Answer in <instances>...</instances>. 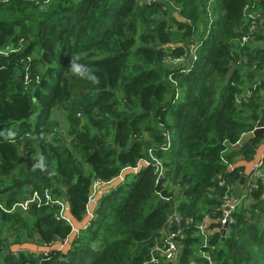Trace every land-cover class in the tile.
<instances>
[{
  "label": "trees",
  "instance_id": "obj_1",
  "mask_svg": "<svg viewBox=\"0 0 264 264\" xmlns=\"http://www.w3.org/2000/svg\"><path fill=\"white\" fill-rule=\"evenodd\" d=\"M246 7L262 15L251 32ZM263 17L264 0H0V264H144L162 230L176 233L179 264H207L196 225L219 228L242 171L228 165L252 159L262 138L231 150L263 106ZM127 167L138 171L96 200L64 259L8 250L72 231L57 205L16 203L47 190L82 220L93 183ZM249 197L224 240L210 235L215 264H264V179Z\"/></svg>",
  "mask_w": 264,
  "mask_h": 264
},
{
  "label": "built area",
  "instance_id": "obj_2",
  "mask_svg": "<svg viewBox=\"0 0 264 264\" xmlns=\"http://www.w3.org/2000/svg\"><path fill=\"white\" fill-rule=\"evenodd\" d=\"M44 4L50 2V0H42ZM169 5L171 7H174L172 3L170 2ZM246 20L248 21V31L251 32L257 29L258 26H256L257 21L262 19V15L260 12L254 11L250 7H246L245 11ZM264 19V17H263ZM249 40L248 36L241 37L240 42L242 45L246 44ZM197 45L193 44L190 47V53H189V62L196 59L197 55ZM184 58H172L171 61H183ZM188 62V63H189ZM181 63V62H180ZM180 63L178 65H180ZM181 72L188 71V68H183L180 70ZM172 80V79H171ZM173 81V80H172ZM264 81V80H263ZM174 84L175 81H173ZM250 95L249 90H245L244 94L242 95V98H246ZM232 164L229 163L228 167ZM264 168V165L262 162L258 163L256 167L253 169V171L247 176L245 183L242 186V191L240 194L235 195L237 196L232 204H229L230 199L234 196H226L224 199V203L221 205L222 209V217L219 220V228H212L209 224L208 218H205L204 221L199 222L196 225V232L195 234L200 237L202 241V245L208 249V251L199 249L198 255L205 259L207 264H215L211 253L214 251V247L210 245L209 243V237L212 235L215 231L221 230V228L226 224L230 222V215L231 212L240 204L245 207L250 201V193L252 190L256 189L258 186V181L262 179L261 170ZM231 169V168H230ZM109 182H95L93 183V189L90 192V198L89 203L93 202L95 203V193L98 190V188L102 185H106ZM36 203L37 206L42 204H51V205H57L59 208L56 213L57 219H63L68 221L70 224V220L64 216V210H65V202L60 199H52L49 191L45 190L43 192V195H39L36 191L33 192L31 195H29L27 198L23 199L21 202L16 203L14 205V208L17 207L21 209L22 211H26L31 204ZM177 222L178 219L174 218ZM221 235V233H220ZM66 242V239L62 242V244ZM176 233L172 230H162L156 236L153 240V243L151 245L150 249V259L146 261L144 264H179L178 263V247H176Z\"/></svg>",
  "mask_w": 264,
  "mask_h": 264
},
{
  "label": "water",
  "instance_id": "obj_3",
  "mask_svg": "<svg viewBox=\"0 0 264 264\" xmlns=\"http://www.w3.org/2000/svg\"><path fill=\"white\" fill-rule=\"evenodd\" d=\"M172 15L181 22L185 21V19L183 17H181L179 12L176 10L172 13ZM251 125H252V129L242 133L238 142L231 146V150L239 149V148L243 147L251 139L258 137V136L262 137L260 143L254 149L252 159H250V160H246L244 158L238 159L236 162L232 163V165L228 167V169H230V168L231 169H235V168H241L242 169V171L240 172V179L238 182V186H240V187L243 186L247 176L253 171V169L256 167V165L260 162H262V164H263V158H264V106H262L260 108L259 118L256 120H252ZM142 164H145V161H143V160L140 161L139 165H142ZM136 171H138V168H133V167L124 168L117 178L113 179L108 184L101 186V188H100L101 191L96 195L95 202L102 195L101 193L103 191H106V190L110 189L111 187L118 185L128 173L136 172ZM261 175H262V179H264V168L261 170ZM240 193H241V191H239L238 194H240ZM238 194H236V195H238ZM236 197L237 196H233L230 199L229 204H232L233 200ZM64 202H65V206H66L65 210H64V216L70 220L71 225H72V231H71L70 235L68 236V238L66 239V242H64L63 244L61 242H56L52 245H46V244H42V245L40 244L39 245V244H36L33 242H26V243H22V244H13V245L9 246L8 250L12 251V252H16L18 250H27L29 252H38V253H47V252H50L53 250H61L60 259H64L66 256V253L68 252V250L71 247V244H72L75 236L78 234V232L82 231L83 229H85L89 225V223L92 219V213H93V209L95 206L94 201L89 203L86 215L83 217L82 220H77L76 218H74L72 216V214L70 212V205H69V202L67 201L66 198L64 199ZM177 217L179 218V216H177ZM182 223H183V221H180V224H182ZM177 224L178 223L175 219H173L171 221V227H176ZM226 229H227V225L225 224L220 230L222 240H224L226 237ZM179 245H180V241H177L176 247ZM191 264H193V263H191Z\"/></svg>",
  "mask_w": 264,
  "mask_h": 264
},
{
  "label": "clouds",
  "instance_id": "obj_4",
  "mask_svg": "<svg viewBox=\"0 0 264 264\" xmlns=\"http://www.w3.org/2000/svg\"><path fill=\"white\" fill-rule=\"evenodd\" d=\"M71 71L74 75H77L81 78L86 77L87 79L91 80L93 83H98V80L95 75L89 73L85 67V65L81 63H77L75 61L72 62L71 64ZM15 133L9 132L8 136L12 137L14 136ZM46 167L45 165V158L43 156H40L38 159V162L33 166V169L35 170L36 168H39L40 170H44Z\"/></svg>",
  "mask_w": 264,
  "mask_h": 264
},
{
  "label": "crops",
  "instance_id": "obj_5",
  "mask_svg": "<svg viewBox=\"0 0 264 264\" xmlns=\"http://www.w3.org/2000/svg\"><path fill=\"white\" fill-rule=\"evenodd\" d=\"M255 75H256V80H264V71L263 72H260V73H258V72H255ZM246 90H248V89H246ZM260 95H261V100H262V102H263V106H264V90H261L260 91ZM238 159H242V157H238L237 159H236V161L238 160ZM235 161V162H236ZM103 186V185H102ZM100 188H101V186L98 188V190L96 191V193H95V197H96V195L101 191L100 190ZM92 189H93V185H92V187H91V191H92ZM242 187H240V186H237L236 187V189L234 190V192H233V195L235 196L236 194H238L239 193V191H242ZM90 191V192H91ZM107 191V190H106ZM105 191H103L101 194L103 195V193H104ZM101 197V196H100ZM99 197V198H100ZM178 223V222H177ZM178 225V224H177ZM172 228H174V227H172Z\"/></svg>",
  "mask_w": 264,
  "mask_h": 264
},
{
  "label": "rangeland",
  "instance_id": "obj_6",
  "mask_svg": "<svg viewBox=\"0 0 264 264\" xmlns=\"http://www.w3.org/2000/svg\"><path fill=\"white\" fill-rule=\"evenodd\" d=\"M35 116H32V119H34Z\"/></svg>",
  "mask_w": 264,
  "mask_h": 264
},
{
  "label": "bare ground",
  "instance_id": "obj_7",
  "mask_svg": "<svg viewBox=\"0 0 264 264\" xmlns=\"http://www.w3.org/2000/svg\"><path fill=\"white\" fill-rule=\"evenodd\" d=\"M212 25V24H211ZM210 28V27H209Z\"/></svg>",
  "mask_w": 264,
  "mask_h": 264
}]
</instances>
